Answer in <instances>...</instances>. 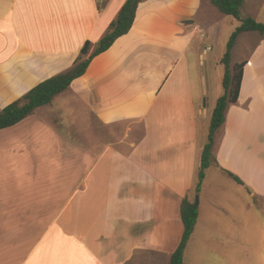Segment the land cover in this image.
Returning a JSON list of instances; mask_svg holds the SVG:
<instances>
[{"label":"crops","instance_id":"crops-1","mask_svg":"<svg viewBox=\"0 0 264 264\" xmlns=\"http://www.w3.org/2000/svg\"><path fill=\"white\" fill-rule=\"evenodd\" d=\"M125 1L0 0V110L69 70L86 42L92 52ZM247 8L260 23L261 7ZM223 15L207 0H143L130 30L66 91L0 130V264H170L181 201L195 196L183 264H264L259 34L230 63L244 62L237 102L214 141L216 166L195 191L223 94L222 57L209 56ZM195 30L207 36L197 57ZM253 33L238 35L231 58Z\"/></svg>","mask_w":264,"mask_h":264},{"label":"trees","instance_id":"trees-1","mask_svg":"<svg viewBox=\"0 0 264 264\" xmlns=\"http://www.w3.org/2000/svg\"><path fill=\"white\" fill-rule=\"evenodd\" d=\"M142 1L126 0L116 18L109 24L105 35L94 45L92 52L89 50L91 44L86 42L80 50L79 57L69 70L44 80L19 99L0 110V130L16 125L32 115L36 109L50 104L58 95L66 91L74 80L85 73L94 57L105 52L115 40L130 30L135 19L137 7ZM207 1L222 14L238 19L241 23L230 35L226 45V51L220 60L221 65L224 67L221 82L223 94L217 99L211 115L207 143L204 145L201 153L200 168L197 176L198 181L195 188L196 193L200 191L205 177V171L211 166H216L212 154L214 141L225 122L228 106L237 102L244 67V62L237 63L233 67L230 65L231 51L236 43L237 37L243 32H256L264 37V24L258 23L250 17L240 18V9L243 6L244 0ZM223 172L241 184V181L233 174L227 171ZM197 216V206L185 197L180 204V218L183 225V233L178 247L171 255L170 264H183L184 251L193 233Z\"/></svg>","mask_w":264,"mask_h":264},{"label":"rangeland","instance_id":"rangeland-1","mask_svg":"<svg viewBox=\"0 0 264 264\" xmlns=\"http://www.w3.org/2000/svg\"><path fill=\"white\" fill-rule=\"evenodd\" d=\"M250 3H252V5H253V11L259 10V8L261 7L260 10L262 9L261 14L263 16H261L258 20L260 21V23L264 24V0H245L243 7L240 9V18L243 19V18L248 17L247 16V9H248L247 4H250ZM259 5H260V7H259ZM223 16L226 20V24H225V28H224V34L218 40H214V50L212 52H209V56L211 59L215 58V57H219V56L223 57V55L226 51V45H227V42H228L230 35L235 30V28L238 27L241 23L238 19H235L233 17H229V16H225V15H223ZM200 34H204V36H205V32H203V30H199V31L195 30V31H193V36H191V39H190V43L192 45V48L196 49V50H194L196 57H197L198 51H200L199 49L202 48L201 45L204 44L207 40L206 39L207 36L204 38L203 36H200ZM253 36H255L256 38H252L251 40L247 39L248 37L250 38V36H244L242 38V41L241 42L239 41V43H237L236 49L233 52V55H232V58L230 61L231 65L235 61L239 60V53H240L239 48H241V50H242V54H240L242 57V55H245L249 51V49L252 48L253 41H255V40L257 41L258 38L260 37L258 35V33H253ZM244 41H248V42L246 43ZM208 51H211V49H209ZM219 68H222L221 65L219 66ZM195 73H196V76L201 79V76H200L201 72L198 69V67L195 69ZM219 82H220V78H219ZM207 136H208V134H207ZM205 141L207 142V138H205ZM210 174H216V173H214V171H211ZM194 202H195V197H194ZM205 264H207V263H205Z\"/></svg>","mask_w":264,"mask_h":264},{"label":"water","instance_id":"water-1","mask_svg":"<svg viewBox=\"0 0 264 264\" xmlns=\"http://www.w3.org/2000/svg\"><path fill=\"white\" fill-rule=\"evenodd\" d=\"M187 24H189V23H191V22H186ZM195 205L197 206L198 205V203H199V197L198 196H195Z\"/></svg>","mask_w":264,"mask_h":264},{"label":"built area","instance_id":"built-area-1","mask_svg":"<svg viewBox=\"0 0 264 264\" xmlns=\"http://www.w3.org/2000/svg\"><path fill=\"white\" fill-rule=\"evenodd\" d=\"M210 48H208V50H209Z\"/></svg>","mask_w":264,"mask_h":264}]
</instances>
